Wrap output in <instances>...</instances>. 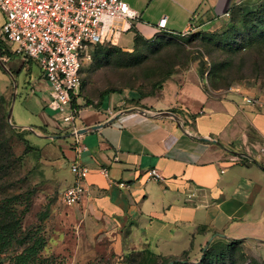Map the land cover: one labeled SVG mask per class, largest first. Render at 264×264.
<instances>
[{"label": "crops", "instance_id": "crops-1", "mask_svg": "<svg viewBox=\"0 0 264 264\" xmlns=\"http://www.w3.org/2000/svg\"><path fill=\"white\" fill-rule=\"evenodd\" d=\"M126 1L140 18L111 37L124 50L135 46L137 33L148 40L159 32L177 35L204 17L223 19L247 0ZM163 17L167 24L159 29ZM3 21L0 13V27ZM0 50V91H9L13 77L17 100L26 92L12 120L37 129L42 141L36 146L52 154L48 166L58 176V188L63 193L73 184L74 160L90 168L89 195L53 210V252L67 255L70 264H163L198 262L217 238L264 242V102L243 104L240 93L209 91L190 69L157 96L115 93L99 108H81L77 131L105 125L80 135L87 149L77 156L75 136L47 137L73 131L48 107L50 87L41 67L35 71V61L20 54L15 61L10 45L0 44ZM167 111L183 128L161 114ZM152 168L162 180L148 178Z\"/></svg>", "mask_w": 264, "mask_h": 264}, {"label": "rangeland", "instance_id": "rangeland-1", "mask_svg": "<svg viewBox=\"0 0 264 264\" xmlns=\"http://www.w3.org/2000/svg\"><path fill=\"white\" fill-rule=\"evenodd\" d=\"M241 4L233 18L230 16L211 21L204 17V23L193 25L188 35L178 34L171 38L161 33L150 40L141 39L131 50H124L111 43L104 44L93 49L90 60H86L87 52L84 51L80 102L87 101L94 107L101 93L109 89H117L121 93H156L159 90L154 86L156 82L166 84L170 80L182 81L190 69L195 70L209 91L224 92L234 86L243 94L264 102V45L253 51L244 48L248 43V29L252 28L254 21H260L264 0H249ZM5 44L16 48L14 44ZM114 47L130 53L125 55L116 52ZM14 60L19 61V54ZM38 67L41 66L35 61L33 69L39 72ZM17 81L12 77L9 91H0V95L6 98L0 110L4 108L8 116L13 105L12 118L26 93L21 90L17 100ZM19 83L23 85L22 80ZM7 123L16 131H8L6 139H0L3 148L13 153L11 157L5 154L0 157L1 164H7L8 172L3 185H0V198L27 195L30 207L23 219L24 227L41 222L51 242L56 230L53 210L65 205L62 191L57 186L58 176L48 166L53 161L52 154L36 146L42 141L39 138L41 135L21 125L13 127L8 119ZM12 123L15 124L13 120ZM3 174L5 172L0 171V176ZM48 249L46 254L53 252V246ZM216 250L225 252L224 264H231L230 257L234 264H264V242L261 241L239 242L235 248H231L221 240ZM65 258L68 264V258ZM104 264L112 263L106 261Z\"/></svg>", "mask_w": 264, "mask_h": 264}, {"label": "built area", "instance_id": "built-area-1", "mask_svg": "<svg viewBox=\"0 0 264 264\" xmlns=\"http://www.w3.org/2000/svg\"><path fill=\"white\" fill-rule=\"evenodd\" d=\"M0 13L4 18L0 39L14 44L15 53L39 63L50 87L48 107L60 115L62 127L76 132L81 108L74 102L81 103L83 52L89 58L90 46L110 43L113 34L132 27L140 13L126 0H0ZM230 15L228 11L224 17ZM166 24L167 18L163 17L158 28L163 29ZM192 26L182 35H188ZM229 91L240 93L243 104L259 102L234 86ZM74 149L77 156L87 149L78 134ZM70 170L74 182L62 193V201L67 206L79 203L90 193L86 184L90 168L74 160ZM101 170L107 173L106 168ZM147 175L152 180L163 179L157 168L150 169ZM120 185L127 184L120 182Z\"/></svg>", "mask_w": 264, "mask_h": 264}, {"label": "trees", "instance_id": "trees-1", "mask_svg": "<svg viewBox=\"0 0 264 264\" xmlns=\"http://www.w3.org/2000/svg\"><path fill=\"white\" fill-rule=\"evenodd\" d=\"M249 1V0H247ZM246 2V1H245ZM241 3L232 6L231 18L235 16L237 11L241 8ZM209 20L212 21L211 17H208ZM221 19V18H217ZM225 19V18H223ZM260 21L253 22L252 28L248 29V37H247V45L244 47L249 49L250 51L255 50V48H259L264 45V10L260 14ZM200 24L204 23V20L200 19ZM178 34L182 35V32ZM177 34V35H178ZM165 35L171 36V38L177 37L176 35H172L169 33H165ZM173 36V37H172ZM143 39L140 34H136L135 37V46L138 45L139 41ZM246 39V38H245ZM0 44H5V42L0 39ZM104 44H110L109 42ZM104 44H96L89 47L88 54L89 58L86 60L92 59L93 49L98 46H102ZM263 47V46H262ZM116 52H120L125 55H129L130 52H123L120 48L114 47ZM0 50V56H1ZM84 67V63H83ZM83 67L81 70V76L83 72ZM83 82V78H82ZM156 88H159L156 93L152 94H142L137 91L141 97L146 96H157L165 86L163 82H156L154 84ZM111 93H121L120 90L117 89H109L105 90L101 93L100 98L96 101V105L94 107L99 108L106 96L111 95ZM81 95V92H80ZM4 95H0V106L2 107L6 100ZM83 98H81L82 100ZM138 103V101H136ZM134 103L132 101L129 102ZM74 105L78 108H83L90 106L87 101H83L80 104L74 102ZM174 112L179 113L176 108L173 109ZM8 131H16V129L12 128L7 123V111L4 108L0 110V139H6ZM70 131L60 132L61 134H68ZM3 143L0 142V157L4 154L7 156H12V151L6 150L3 148ZM1 161V159H0ZM7 164H1L0 162V171H4L5 174L0 176V185H3L4 177L8 173L6 172ZM5 169V170H4ZM30 198L25 194H16L13 196H6L0 198V264H67V255L58 254L52 252L50 254H46V250H49L51 242L48 236L46 235L42 223H34L29 225L27 228L23 225V219L25 215L29 212V203ZM22 207V208H21ZM41 221V218H40ZM220 239V240H219ZM226 242L228 247L235 248L236 243L243 242L242 240H234V241H226L221 238L215 239L208 248L204 251L201 259L198 262H189L187 258H182L184 261H179L175 264H224L225 259L223 261L224 251L219 252L216 250V245L220 241ZM50 246V247H49ZM68 258V257H67ZM170 260H166L163 264H168ZM231 264H234L231 257L229 258ZM68 264L69 260H68Z\"/></svg>", "mask_w": 264, "mask_h": 264}, {"label": "water", "instance_id": "water-1", "mask_svg": "<svg viewBox=\"0 0 264 264\" xmlns=\"http://www.w3.org/2000/svg\"><path fill=\"white\" fill-rule=\"evenodd\" d=\"M14 100H15V96L13 98V102H14ZM12 110H13V105H12L11 109L8 112L7 119H8V122L13 127H16L17 125H15V124L12 123ZM161 114L162 115H166V116H171V117L175 118V120L180 124V118L175 113L170 112V111H167V112H163ZM112 121H113V119L110 120L109 122H107V124L110 123V122H112ZM104 125L105 124H98V125H95V126H93L91 128H85V129H82V130H78L77 132H70L68 134H63V135H49L48 137H50L52 139H58V138H67V137H70V136H75L76 134L81 135V134H84V133H86V132H88L90 130L99 129V128L103 127ZM180 126H181V128H183V126L181 124H180ZM23 128H28L31 131H33L35 134H38L39 135V132L33 126H23ZM185 132H187V131H185ZM187 133H189V132H187ZM200 138L203 139V140H208V141H212V142H215V143H218L219 144V142L216 139H213V138L204 137V136H200ZM179 261H184V260L175 259V260L169 261L168 264H175V263H177Z\"/></svg>", "mask_w": 264, "mask_h": 264}]
</instances>
